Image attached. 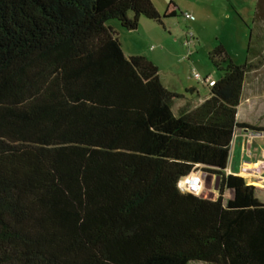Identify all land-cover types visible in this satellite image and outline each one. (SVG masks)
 Instances as JSON below:
<instances>
[{
  "label": "trees",
  "instance_id": "1",
  "mask_svg": "<svg viewBox=\"0 0 264 264\" xmlns=\"http://www.w3.org/2000/svg\"><path fill=\"white\" fill-rule=\"evenodd\" d=\"M262 0H256L254 17ZM169 0H0V264H264V202L224 174L249 62L217 42L197 106L124 55L109 22L182 16ZM199 167L215 199L180 191ZM231 196L223 199V191Z\"/></svg>",
  "mask_w": 264,
  "mask_h": 264
},
{
  "label": "rangeland",
  "instance_id": "2",
  "mask_svg": "<svg viewBox=\"0 0 264 264\" xmlns=\"http://www.w3.org/2000/svg\"><path fill=\"white\" fill-rule=\"evenodd\" d=\"M168 1L152 0L151 2L160 13ZM172 1L180 12L190 13L193 21L175 16L162 19V25L149 22L151 23L149 25L154 27L155 33L151 31V28L142 25L137 30H122L115 20L109 21L119 32L118 40L123 52L142 55L136 53L139 51L151 56L166 86L182 94L185 88H193L198 94L207 91V86L193 78L192 72H197L201 78L219 77L220 72L215 70L207 59L208 51L217 42L225 47L226 53L228 52L234 64L241 65L249 61L250 68L245 75L247 87L255 88L258 86L255 84L256 80L259 83L264 81V0L257 9L256 18L254 17L256 0ZM142 19V21H149ZM187 32L192 33V40L189 41L188 38V43L185 42L186 37L184 38ZM168 76L173 80L168 82ZM195 94L193 93L194 96ZM210 175H204V172L201 173L200 169L195 168L188 177L180 179L178 185L194 191L196 195L215 199L217 196V190L213 188L215 179L213 180L214 177ZM196 177L200 185L196 184L194 180ZM191 184L194 185V189ZM226 195L227 192H224L223 199L227 198Z\"/></svg>",
  "mask_w": 264,
  "mask_h": 264
},
{
  "label": "crops",
  "instance_id": "3",
  "mask_svg": "<svg viewBox=\"0 0 264 264\" xmlns=\"http://www.w3.org/2000/svg\"><path fill=\"white\" fill-rule=\"evenodd\" d=\"M153 5L154 7H156L155 4ZM142 20H143L142 18L139 19L137 23L138 27H136V29L134 30H137L142 25V26H147V28H151V31L155 33V30L153 29L154 27H151L149 25L151 24L149 23L151 21H142ZM188 21H193V20H188ZM112 28L115 31L117 38L119 39L120 35L118 30H116V27L114 26ZM136 53L137 54L141 53L142 56H145L156 66V64L153 62V58L147 55L145 52L142 53L136 51ZM123 54L126 56L133 55L131 52H127V53L123 52ZM158 76L165 88L182 95L181 97L175 99L171 105V111L174 115L177 114L178 109L183 105H188L191 108L195 107L208 96L209 93L208 86H207V91L203 94H198V92L193 88H188V89L185 88L184 89L185 92L184 94H182L181 92H178L177 90H174L173 88H169V86H166V84L160 78L159 69H158ZM171 79L172 77L168 76L167 81L169 82V80ZM257 81L258 80L255 81V84L258 86L250 89L249 87L246 86L247 83L244 77L241 96L239 99V103L236 106L235 118L238 122H243L254 127L264 128V98H263L264 81H261L260 83ZM169 85L173 87L171 83H169ZM258 92H260V94H258ZM193 93H196L195 96L193 95ZM258 132L259 133H254V130L252 129L250 130L245 128H235L229 144L227 162L223 170V173L225 175L226 174L240 175L246 184L253 185L255 187L254 190L255 196L261 202H264V130H260ZM244 162L247 164L246 168H242V163ZM197 169L200 168L197 167ZM201 173H203V171H201ZM204 175H210V174L204 172ZM211 177L213 178L214 176L212 175ZM224 192L225 193L227 192L226 195L227 198L231 196L230 189H225L223 193Z\"/></svg>",
  "mask_w": 264,
  "mask_h": 264
},
{
  "label": "built area",
  "instance_id": "4",
  "mask_svg": "<svg viewBox=\"0 0 264 264\" xmlns=\"http://www.w3.org/2000/svg\"><path fill=\"white\" fill-rule=\"evenodd\" d=\"M182 16H183V18L184 19H188V20H193V16L190 14V13H188V12H183L182 13ZM185 37H186V43L187 42H189V41H191L192 40V33L191 32H187L186 34H185ZM188 38H189V41H188ZM192 77L193 78H195L197 81H199L200 83H202V84H204V85H206V86H210V85H212L213 84V79L212 78H210L209 76H205V77H200V75L197 73V72H192ZM247 167V164L244 162V163H242V168H246ZM192 172V171H191ZM191 172L189 173V174H191ZM189 174H187V175H189ZM194 180H195V182H196V184H199L200 182H199V179H198V177H196V178H194ZM200 185V184H199ZM178 186V188H179V190L180 191H183V192H190V193H193V194H195V192L194 191H192V190H189V189H185V188H181L179 185H177ZM191 187H193V189H194V185L193 184H191ZM196 195V194H195ZM200 196V195H199Z\"/></svg>",
  "mask_w": 264,
  "mask_h": 264
},
{
  "label": "water",
  "instance_id": "5",
  "mask_svg": "<svg viewBox=\"0 0 264 264\" xmlns=\"http://www.w3.org/2000/svg\"><path fill=\"white\" fill-rule=\"evenodd\" d=\"M254 133H259V132L254 130ZM214 179H215L214 188L217 189V183H218V180H219V176L218 175H214Z\"/></svg>",
  "mask_w": 264,
  "mask_h": 264
},
{
  "label": "bare ground",
  "instance_id": "6",
  "mask_svg": "<svg viewBox=\"0 0 264 264\" xmlns=\"http://www.w3.org/2000/svg\"><path fill=\"white\" fill-rule=\"evenodd\" d=\"M249 173V172H248ZM246 175V174H245Z\"/></svg>",
  "mask_w": 264,
  "mask_h": 264
}]
</instances>
